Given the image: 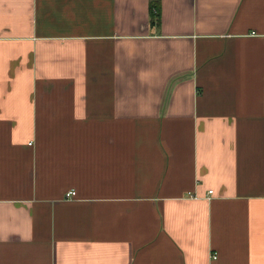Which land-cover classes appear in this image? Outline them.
Listing matches in <instances>:
<instances>
[{
	"label": "crops",
	"instance_id": "obj_1",
	"mask_svg": "<svg viewBox=\"0 0 264 264\" xmlns=\"http://www.w3.org/2000/svg\"><path fill=\"white\" fill-rule=\"evenodd\" d=\"M0 264H264V0H0Z\"/></svg>",
	"mask_w": 264,
	"mask_h": 264
},
{
	"label": "built area",
	"instance_id": "obj_2",
	"mask_svg": "<svg viewBox=\"0 0 264 264\" xmlns=\"http://www.w3.org/2000/svg\"><path fill=\"white\" fill-rule=\"evenodd\" d=\"M211 192H212V191H211ZM74 195H76V192H75V191H69V192L67 193V197H68V198H71V197H73ZM213 257H214V258H217L216 255H214Z\"/></svg>",
	"mask_w": 264,
	"mask_h": 264
},
{
	"label": "trees",
	"instance_id": "obj_3",
	"mask_svg": "<svg viewBox=\"0 0 264 264\" xmlns=\"http://www.w3.org/2000/svg\"><path fill=\"white\" fill-rule=\"evenodd\" d=\"M154 9H153V6L151 7V12L153 11Z\"/></svg>",
	"mask_w": 264,
	"mask_h": 264
}]
</instances>
